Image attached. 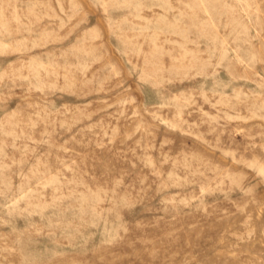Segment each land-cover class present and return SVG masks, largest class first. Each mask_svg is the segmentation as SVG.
Returning <instances> with one entry per match:
<instances>
[{
  "label": "rangeland",
  "instance_id": "obj_1",
  "mask_svg": "<svg viewBox=\"0 0 264 264\" xmlns=\"http://www.w3.org/2000/svg\"><path fill=\"white\" fill-rule=\"evenodd\" d=\"M0 264H264V0H0Z\"/></svg>",
  "mask_w": 264,
  "mask_h": 264
}]
</instances>
